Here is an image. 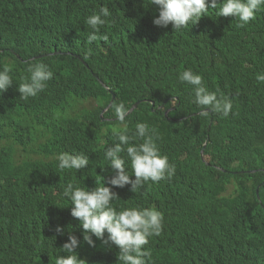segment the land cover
<instances>
[{
    "label": "trees",
    "instance_id": "1",
    "mask_svg": "<svg viewBox=\"0 0 264 264\" xmlns=\"http://www.w3.org/2000/svg\"><path fill=\"white\" fill-rule=\"evenodd\" d=\"M16 6L0 13V58L14 75L13 87L0 95V263H22L1 254L23 249L17 234L25 233L35 242L37 256L30 264H55L58 256L67 255L62 246L69 234L81 240L77 251L83 264H118L117 247L96 237L95 247L83 241L82 226L63 192L69 183L95 188L105 178L107 184L113 173L104 153L124 131L112 106L123 103L129 110L147 98L155 105L141 101L126 116L127 134L135 133L138 122L155 129L160 152L173 160L175 173L149 181L136 193L130 185L113 188L120 197L113 205L163 213L162 233L145 246L152 264H215L200 210L219 188L216 184L231 175H215L201 151L207 142L209 162L245 168L242 132L264 122V82L256 79L264 74V11L241 27L234 16L218 17L210 9L196 25L174 32L171 25L153 23L159 13L150 0H21ZM102 6L111 15L98 35L109 39L90 42L92 30L84 21ZM37 63L54 73L48 83L67 89L45 88L36 97L20 98L18 84L30 78L27 68ZM186 69L200 74L209 92L231 101L227 117L201 115L195 86L179 80ZM112 92L116 98L102 115ZM142 142L134 138L131 143ZM64 152L87 155L89 165L60 170L57 156ZM122 155L131 174L130 161ZM201 178L208 181L203 185ZM261 192L264 196V186ZM57 226L63 231L57 232Z\"/></svg>",
    "mask_w": 264,
    "mask_h": 264
},
{
    "label": "clouds",
    "instance_id": "2",
    "mask_svg": "<svg viewBox=\"0 0 264 264\" xmlns=\"http://www.w3.org/2000/svg\"><path fill=\"white\" fill-rule=\"evenodd\" d=\"M20 1L0 0V13H9L10 9L19 8L16 5ZM150 3L159 13L154 17L153 23L164 28L171 25L174 32L196 25L203 16L208 15L210 9H216L218 17L234 16L241 27L255 20L258 12L264 11V0H150ZM110 15V9L102 6L98 13H93L85 19V25L92 30L87 37L88 41L106 42L109 39L106 34H98L101 33ZM0 64L3 67H0V95H2L13 87L14 75L10 65H3L2 58ZM125 69L128 70L126 67ZM27 71L30 73V78L26 82H20L17 88L20 98L24 100L36 97L45 88L54 92L67 89V87H54L48 83L54 73L45 63L30 65ZM256 79L258 82H264V74H258ZM179 80L181 83L186 82L195 86L194 103L203 106L201 115L207 116L209 112L212 114L214 112L222 113L227 117L231 113V101L225 100L222 96L218 97L217 92H209L200 74L186 69L179 74ZM141 88L139 84V91ZM112 94L114 98L102 115L116 98V94L113 92ZM145 100L151 101L147 98L137 100L129 110L123 103L112 106L124 131L116 133L118 142L108 146L104 153L113 173L107 184L105 178L103 186L95 188L79 187L69 183L63 192L71 201L72 217L82 226L83 241L95 247L96 242L93 237H96L109 247H117L118 264H152V253L145 246L149 243L150 237L162 233L164 215L151 207H121L117 210L113 202L120 197L113 188L130 185V191L136 193L149 181L158 183L170 179L175 173L173 160L169 159L168 154L160 152L155 129L150 128L145 122H138L135 133L127 134L126 116ZM151 102L154 106L155 101ZM51 107L52 104L46 106L44 111ZM171 109L166 111V116ZM242 136L244 137L241 140L242 164H245V168L241 170H231L209 162L204 150L207 142L201 151L203 161L211 167L215 175L221 173L231 175L223 177L216 184L219 188L213 191L212 199L200 210L204 214L202 226L212 239V246L209 249L215 264H264V196L261 192L264 186V122L254 124L253 128L246 127ZM134 138H140L143 142L133 144L131 142ZM124 153L130 161L131 174L127 170L126 158L122 155ZM57 159L60 170L79 171L89 165V157L83 153L64 152L60 153ZM240 174L248 176H240ZM207 181L201 178L203 185ZM45 210L54 211V209ZM36 211L39 212V209L37 208ZM38 215L39 213L35 216ZM62 231L63 229L57 226V232ZM17 236L23 249L3 252L1 255L7 260L21 259V264H30L31 256H37L34 253L35 242L25 233ZM80 246L81 240L76 235L69 234L68 241L62 246V251L67 255L58 256L55 264H83V259L77 251Z\"/></svg>",
    "mask_w": 264,
    "mask_h": 264
},
{
    "label": "water",
    "instance_id": "3",
    "mask_svg": "<svg viewBox=\"0 0 264 264\" xmlns=\"http://www.w3.org/2000/svg\"><path fill=\"white\" fill-rule=\"evenodd\" d=\"M114 98V97H113ZM137 105V104H136ZM136 105L132 108V110L136 107Z\"/></svg>",
    "mask_w": 264,
    "mask_h": 264
},
{
    "label": "rangeland",
    "instance_id": "4",
    "mask_svg": "<svg viewBox=\"0 0 264 264\" xmlns=\"http://www.w3.org/2000/svg\"><path fill=\"white\" fill-rule=\"evenodd\" d=\"M0 67L3 68V67H2V64H0Z\"/></svg>",
    "mask_w": 264,
    "mask_h": 264
}]
</instances>
